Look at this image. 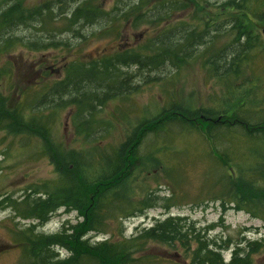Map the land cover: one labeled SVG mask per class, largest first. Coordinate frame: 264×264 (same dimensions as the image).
Listing matches in <instances>:
<instances>
[{
    "label": "trees",
    "instance_id": "1",
    "mask_svg": "<svg viewBox=\"0 0 264 264\" xmlns=\"http://www.w3.org/2000/svg\"><path fill=\"white\" fill-rule=\"evenodd\" d=\"M73 1L45 0L29 7L23 0H9L0 12V54L10 51L14 41L19 40L12 36L15 28L35 25L39 43L44 35L53 36L49 45L57 47L61 42L56 37L63 29L78 35L80 27L101 24L107 17L112 18V11H107L96 0ZM72 3L76 6L69 8ZM122 5L125 9L121 8L122 12L115 20L125 21L131 29L145 27L152 30L154 36L146 43L139 48L132 46L101 55L91 62L76 60L68 65L66 77L52 86L47 82L49 73L43 74L40 79L44 80L39 79L38 84L44 95L34 100L31 106L33 101L28 106L10 111L0 106L1 131L23 138L36 135L48 142L60 116L59 110L67 104H74L79 133L86 139L92 137L89 140L94 144L91 147L94 155L89 159L91 167L83 166V154L64 153L60 147L45 146V152L59 174L53 189L45 196L36 190L33 193L28 191L20 199L7 194L1 196L0 209L11 208L16 217L35 221L19 232L13 230L17 232L13 244L23 251L19 264H162L168 261V258L150 252L155 245L175 250L183 257L182 264H264V233L260 238H243L235 243L230 260L225 261L223 252L233 245L232 242L223 237L211 238L209 231L213 226H198L181 216L158 219L151 227L142 228L131 236L122 234L116 239L110 236L105 240H93L99 234H107V222L110 220L117 219L121 226L130 216L158 205L166 209L174 206L175 198L170 203L164 200L161 204L160 198L154 196V189L143 183L137 193H143L142 197L137 201L132 198L136 187L133 185L134 172L140 162V144L150 133L167 134L165 127L171 121L185 129L203 130L210 140L217 133L226 131L240 134L249 142L251 156L257 160L258 154V159H261L255 161L253 167L248 165L246 168L229 157L227 147L226 151H214V159L218 158L221 168L229 167L234 172L233 169L239 167L241 171L240 175L232 172L218 180V184H222L218 186L219 194L210 198L226 195L227 201L223 206L230 203L235 209L264 222V158L259 156L260 148L264 156V111L246 109L238 98L231 116L226 118V105L230 98L224 89L223 94H227V98L218 109H202L201 113L180 110L179 113L172 104L155 118L140 123L119 145L110 141L102 145L112 125V120L102 115L105 112L110 116L105 108L106 102L115 97L111 89L121 85L119 95L127 98L138 87L131 85L137 74L123 69L137 67L136 71L142 73L154 72L167 65L180 69L199 58L203 66L220 80L240 75L241 67L249 65L257 52L264 53V0H228L223 6L230 13L215 14L206 10L207 0H132L131 3L122 2ZM193 9H196V22H172V15L180 11L191 13ZM60 19L66 20L67 27L58 28L56 22ZM178 20H181L180 16ZM113 30L109 28V31ZM222 38L225 39L222 48L229 52L227 56L219 55L221 46L218 42ZM39 43H33L32 48L41 50L47 47ZM201 44L206 46V54L202 56L196 53ZM101 119L105 120L102 122ZM235 129L238 133L233 132ZM98 133L102 134L96 136ZM252 141L255 146H252ZM160 149L164 148L158 147ZM147 158L156 159L154 156ZM248 170L257 174L249 176ZM62 207L67 212L76 210L82 221L76 224L67 221L55 233L39 231ZM56 248L64 249L66 255L60 257Z\"/></svg>",
    "mask_w": 264,
    "mask_h": 264
},
{
    "label": "rangeland",
    "instance_id": "2",
    "mask_svg": "<svg viewBox=\"0 0 264 264\" xmlns=\"http://www.w3.org/2000/svg\"><path fill=\"white\" fill-rule=\"evenodd\" d=\"M44 1L23 0L29 7ZM68 1L74 2L73 0ZM96 1L102 4L107 11H112V18L107 17L101 21V24L80 27L78 35L67 31L66 28L63 29L62 33L56 37V40L61 42L57 47L49 45L52 43L53 36L44 35L39 43L36 39L38 27L35 25L13 30V38H19V40L14 41V46L10 51L0 54V106L10 111L12 108L28 106L33 101L29 105L31 106L34 100L44 95L38 84L41 74L49 73L48 84H55L64 77L63 72L56 71L64 63L70 64L79 59L89 62L101 55L113 54L132 46L139 48V45H143L152 35L154 36V32L145 27L135 30L131 29L125 21L115 20L122 12L121 8L125 9L122 2L131 3L132 0ZM227 1L207 0L206 10L211 11L212 14L230 13L229 9L223 6ZM8 3L9 0H0V12ZM75 6L76 4L72 3L69 8ZM195 12L196 9H193L191 13L180 11L175 16L172 15V22L175 24L196 22ZM178 16L181 20H178ZM56 25L62 29L67 27L68 23L60 19ZM109 28H114L115 31H109ZM224 42V38L218 42L221 46L218 52L219 55L227 56L229 52L223 50L224 45H221ZM33 43L47 47L36 50L32 48ZM205 48L206 46L201 44L196 49V53L201 56L205 55ZM196 59L198 60L185 64L180 69L172 65L144 73L136 71L137 67L123 69L137 74L132 78L131 85L138 87L135 93L127 98L119 95L121 85H115L111 89L115 97L106 102L105 108L110 116H107L105 112L102 115L111 119L112 125L102 145L108 141L119 145L140 123L155 118L164 109L170 108L172 104L178 109L175 111L179 113L180 110L201 113L202 109H218L223 106L227 98V94H223V89L228 92L230 98L226 105V118L231 116L238 98L241 99V103H244L246 109L264 111V53L257 52L249 65L241 67L240 75H233L234 77L222 80L214 77V73L203 66L199 58ZM38 63L41 65L38 66ZM52 68L54 70L51 72ZM98 110H100L99 106ZM59 113L60 116L55 121L52 136L48 142L36 135L32 138H23L21 135H13L0 130V198L7 194L13 196L14 199H20L28 191L33 193L34 190L45 196L53 189L59 174L55 164L46 154L45 146L60 147L64 153L83 154L81 156L83 166L91 167L89 159L93 157L94 152L91 148L93 143H90L89 139L92 137L86 139L81 132L79 133L75 119L77 113L75 105L67 104L59 110ZM90 124L96 125V123ZM84 125H89V123ZM165 131L167 134H148L140 144L138 150L140 162L134 172L133 184L138 190L134 187L132 198L137 201L142 197L143 193H137L143 183L154 189V196L160 198L161 204L165 202L164 200L170 203V200L175 198L174 206L166 209L158 205L130 216L123 221L121 226L117 219L110 220L107 222L109 223L107 234H99L93 240H105L110 236L116 239L122 234L130 236L138 233L142 228L151 227L158 219L181 216L189 218L198 226H213L209 231L211 238L223 237L230 240L233 245L223 252L225 261H228L235 243L243 238L253 240L262 237L264 222L245 211L235 209L230 203H225L223 206V202L227 201L226 195L223 198H210L219 194L218 186L222 184L219 185L218 180L233 172L229 167L225 169L220 167L218 158L214 159V151L220 152L227 147L229 157L236 159L246 168L248 165L253 167L255 161L261 159H258V154L257 160L254 155L251 156L248 148L249 142H246L240 134H230L224 131L225 133L219 132L210 140L211 138L205 135L203 130L185 129L180 127V124L177 125L175 121H171L169 126L165 127ZM233 132L238 133L237 129ZM100 134L102 133L96 136ZM252 146H255L253 141ZM158 147L164 149L158 150ZM262 152L263 149L260 148V158H264ZM147 156H154L156 159H148ZM233 170L234 175H240L239 167ZM248 172L249 176L257 174L255 171L248 170ZM40 193L36 195L39 196ZM67 221L76 224L82 221V218L76 210L71 209L67 212L62 207L39 231L53 233L60 230ZM34 222L16 217L11 208L0 209V264L21 262L23 251L13 244L16 240L15 236L21 228ZM57 250L59 249L56 248ZM150 252L169 259L161 262L162 264H182L184 262L183 257L171 248L155 245ZM62 254L64 257L66 251L62 250ZM175 259L178 261H174Z\"/></svg>",
    "mask_w": 264,
    "mask_h": 264
},
{
    "label": "flooded vegetation",
    "instance_id": "3",
    "mask_svg": "<svg viewBox=\"0 0 264 264\" xmlns=\"http://www.w3.org/2000/svg\"><path fill=\"white\" fill-rule=\"evenodd\" d=\"M77 62H85V61H83V60H79V61H77ZM89 62H91V61H89ZM68 65H69V63H64V65H62L59 69H56V71L57 72H63V74H64V77L63 78H65L66 76H65V72H66V69H67V67H68ZM54 69L52 68L51 69V72L53 71ZM42 76H43V74H41ZM53 84H51L50 86H52ZM77 108V107H76ZM211 121H213V122H216L215 120H212V119H210ZM218 120L220 121L221 120V118H218Z\"/></svg>",
    "mask_w": 264,
    "mask_h": 264
},
{
    "label": "bare ground",
    "instance_id": "4",
    "mask_svg": "<svg viewBox=\"0 0 264 264\" xmlns=\"http://www.w3.org/2000/svg\"><path fill=\"white\" fill-rule=\"evenodd\" d=\"M48 222H49V221H48ZM48 222H47V223H48ZM47 223H46V224H47ZM46 224H45V225H46ZM58 231H59V230H58ZM55 232H57V231H55ZM55 232H53V233H55ZM58 249H59V250H57V251L59 252V256L62 257V255H63V254H62V250H64V249H60V248H58Z\"/></svg>",
    "mask_w": 264,
    "mask_h": 264
}]
</instances>
